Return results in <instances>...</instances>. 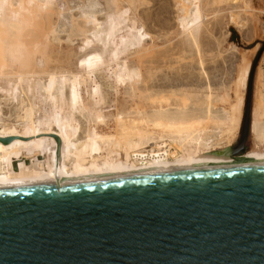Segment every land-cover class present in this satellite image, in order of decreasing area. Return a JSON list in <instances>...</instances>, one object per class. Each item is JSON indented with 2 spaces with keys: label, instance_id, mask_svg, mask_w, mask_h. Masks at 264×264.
Segmentation results:
<instances>
[{
  "label": "rangeland",
  "instance_id": "rangeland-1",
  "mask_svg": "<svg viewBox=\"0 0 264 264\" xmlns=\"http://www.w3.org/2000/svg\"><path fill=\"white\" fill-rule=\"evenodd\" d=\"M25 1L27 10L15 14L0 0V131L13 126L27 134L31 121L22 118L31 107L32 121L51 128L55 104L47 91L54 86L57 115L79 129L78 148L89 137L119 138L131 128L147 133L131 139L141 147L99 141L104 155L126 161L135 151L151 150L152 142L170 145V153H190L192 139L167 126L193 123L206 157L216 158L210 155L239 144L250 75L260 56L252 79V128L241 156L264 151V0ZM112 20L119 26L106 38ZM141 34L145 42H139ZM99 54L103 61L89 71L87 61ZM118 72L131 81L121 83ZM74 83L80 102L73 109ZM237 106L239 125L227 140ZM34 160L11 162L19 172L34 170Z\"/></svg>",
  "mask_w": 264,
  "mask_h": 264
},
{
  "label": "water",
  "instance_id": "water-1",
  "mask_svg": "<svg viewBox=\"0 0 264 264\" xmlns=\"http://www.w3.org/2000/svg\"><path fill=\"white\" fill-rule=\"evenodd\" d=\"M259 59L233 156L245 153L251 132ZM60 183L0 187V264H264V164Z\"/></svg>",
  "mask_w": 264,
  "mask_h": 264
},
{
  "label": "bare ground",
  "instance_id": "bare-ground-1",
  "mask_svg": "<svg viewBox=\"0 0 264 264\" xmlns=\"http://www.w3.org/2000/svg\"><path fill=\"white\" fill-rule=\"evenodd\" d=\"M1 1L7 3L10 9V13L16 14L20 11L27 10L25 6L27 1L25 0L22 1L23 5L19 4L18 6H16L17 2H15V0H1ZM1 6L4 7L3 4H1ZM3 7L1 8L3 9ZM0 16H2L1 11H0ZM19 16L21 15L19 14ZM95 21L97 22V20ZM110 23L111 24L109 25L110 26L109 30L105 32V34H107L106 38L110 37L116 30V27L119 26V24L116 23L115 20L110 21ZM139 39H140L139 42H145L147 37L144 34H141ZM93 57L94 56H92V58L90 57L91 59H93V61H87L88 58L86 60L88 63L92 62V64L89 65L90 68L89 71H93L97 69L98 62L103 61L102 54H99L94 58ZM121 73L123 72H120V74ZM120 74L118 77L121 83H127V81H131L130 74L126 76H122L123 74L122 75ZM52 88H50L49 91H47L48 95L54 100V104H55V111L53 113L54 115L50 118L51 124H49V126L51 128L48 129L42 128L41 126H37L38 123L36 124L34 120L32 121L33 111H32V107L30 106L31 108L27 109L28 112L27 117L22 118L25 121V123L31 121V127L30 129H28L27 134L24 132H20L16 127L13 126L12 128L4 127L3 131H0V138L2 139L13 138L12 142L9 144H4L3 142L0 141V187H4L19 182L38 181V180H49L52 183L56 184L57 186L61 187L60 182L63 180L96 177V176L118 174V173L150 171V170L182 168V167H212V166H238V165L264 164V151L258 152L255 155L238 157V156H233L231 154V151L229 150L228 152L226 151V152L210 155L211 157H216V158L221 157L225 159L206 157L207 154L209 153L203 152V148H202L203 138H201L200 132H199L200 135L194 134L193 123H177L174 125L168 124L167 126L169 130H173L181 136L185 135L187 139L188 138L192 139V142L195 144V149L190 153H183V154L170 153L171 149L168 148L170 147V145L168 146H164L165 144L157 145L156 143L152 142L150 143L151 150L149 151H143V152L135 151V153L130 156L127 152V156H129V158L126 161L123 160L124 158L123 159L116 158L117 154L112 156L104 155L99 141L102 142L113 141L111 146L112 148L117 146L120 149H123L127 143L129 146H127L126 149L130 147L132 148L141 147L140 143L132 142L131 139L133 138V136L146 137L147 133L145 132L142 133L139 130H134L131 128L130 129L124 128L123 133L119 138L117 135H108V136L96 135V137L95 136L89 137L87 142H85V144H83L81 148H78L75 141L79 129L73 127L72 124H70L69 120H65L63 117H61V114L60 116L57 115L58 113H60L59 111L60 106L58 105L59 98L57 99L54 96V88L53 89ZM15 91L12 92L13 93L12 97L13 100L16 99V101L18 102L19 101L18 91L17 92ZM70 92H71V102L69 103V105L71 108L73 107V109L78 108L80 97H79V89L77 88L76 83L73 84L72 91ZM62 97L65 96L62 94ZM21 103H23V101ZM18 104H19L18 106H21L20 101ZM236 108L232 110L230 123H229L230 125L227 129V132L225 133L228 136V139L226 138L227 140H231L234 131L239 125L241 113L240 110L238 109V106ZM185 140L186 139H184V141ZM120 153L122 155V152ZM130 157L131 158L133 157V159H130ZM21 158H26V159L34 158L35 159L33 165L34 170L21 169L19 170V172H16V170H14L12 166L11 161ZM41 159H43L44 161H40Z\"/></svg>",
  "mask_w": 264,
  "mask_h": 264
}]
</instances>
